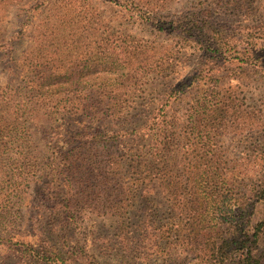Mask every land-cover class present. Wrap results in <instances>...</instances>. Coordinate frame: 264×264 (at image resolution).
I'll return each instance as SVG.
<instances>
[{
  "label": "rangeland",
  "instance_id": "1",
  "mask_svg": "<svg viewBox=\"0 0 264 264\" xmlns=\"http://www.w3.org/2000/svg\"><path fill=\"white\" fill-rule=\"evenodd\" d=\"M43 1L45 3V0H0V33L11 46V54L0 52V86L8 85L14 97L23 99L32 78L24 64L46 63L49 66L46 74L51 76L57 75L54 72L57 67H62L58 69L60 76L83 81L85 72L77 66L84 63L96 66L104 61L100 56L103 51L99 49L101 36L108 41L119 39L122 42L119 48L109 44L104 51L109 58L104 63L116 62L117 54L119 62L123 61L122 55L129 58L128 53H131L128 61L133 70L128 76L129 86L119 93L125 102L122 108H128L137 116L132 118L133 124L129 118V122L111 123L100 129L107 135L123 131L119 143L112 141L113 145L108 143L107 149L101 151L99 144L89 140L77 149L75 140L78 139H73L75 134L93 133V129L77 124L83 119L67 113L69 105L65 99L59 101L57 88H53L52 94L57 99L55 103L50 102L52 95L45 90V104L39 112L42 115L27 120L26 134L22 135L18 124L19 132L8 130L0 136V168L35 166L34 172L25 176L26 181L17 187L21 192L14 193L20 195L19 199L15 195L7 196L14 184L0 175V214L7 213L10 224L2 227L3 222H0V237L6 240L11 237L34 247L45 243L55 245L62 258L67 260L64 264L184 263L185 253L177 252L172 259L168 258L162 252L163 241L153 236L161 225L178 214L167 204L161 182H150L146 188L150 192L143 194L134 209H130L131 174L126 158L134 153V149L148 156L152 153L155 144L152 118L156 109L166 113L163 119L167 123L176 118V122L182 124L175 127L176 133L185 137L187 115L206 88L203 84L190 85L191 77L204 65L214 66L213 61L205 63L199 45L189 43L177 33L141 23L134 12L124 11L113 0H51L50 7L42 8L47 6ZM124 1L119 0V3ZM145 1L162 7L160 15L164 16L191 12L200 5L213 3L211 16L215 22L226 27L240 25L242 29L248 28L249 35H254L257 43L252 51L257 60L239 62L246 54L241 51L244 47L241 43L238 44L239 58L230 59L222 67L227 69V74L224 73L217 83L216 91L223 90L227 107L221 116L214 118L215 124L220 126L218 135L203 141L215 148L227 172L240 182L250 178L254 186L258 181H264V166L257 165L254 160L259 155L264 156V0H258L255 11L243 15L233 13L221 5L220 0ZM56 2L62 5L71 2L70 10L58 13L53 6ZM256 29H259L258 33ZM144 64L147 65L144 67ZM71 66H74L72 73L65 75ZM238 67H243L242 73ZM120 71L122 75L127 74L123 67ZM97 76L92 74L87 78L91 83L96 82ZM142 113L152 115L144 118ZM196 128L189 134L198 139L202 134ZM133 129L138 130V135L131 133ZM142 135H145L144 139H141ZM179 140L185 143V139ZM100 152L104 157L111 155L112 162L117 156L123 157L120 178L107 176L103 179L100 168L96 167L98 159L92 157L87 163L86 158ZM69 156H74L78 164H70ZM1 173L4 172L0 169ZM263 221L264 200L253 206L251 217L252 224ZM139 226L146 231L145 238L139 237L143 231ZM260 243L264 244V233ZM262 258L264 264V255ZM0 264L35 263L25 255H8L7 250L0 247Z\"/></svg>",
  "mask_w": 264,
  "mask_h": 264
},
{
  "label": "trees",
  "instance_id": "2",
  "mask_svg": "<svg viewBox=\"0 0 264 264\" xmlns=\"http://www.w3.org/2000/svg\"><path fill=\"white\" fill-rule=\"evenodd\" d=\"M50 3L51 0H45V3L43 1V4L47 6L42 8L50 7ZM113 3L128 13L134 12L141 23L158 28L160 31L177 33L185 37L189 43L199 45L206 60L205 63L213 61L211 64L214 65L211 68L204 65L191 77L190 85L203 84L206 88L202 97L196 101L195 107L190 108L187 125L184 127L185 137L176 133L179 125L182 126L176 122V118L167 123L163 119L166 113L156 109L152 118L154 130L152 139L155 138L152 153L148 156L147 153L134 149V153L126 158L130 162L128 169L131 174L129 177L132 200L130 209L132 210V207L134 209L135 203L143 198V194L150 192V189L146 190L150 182L160 181L167 204L173 207L175 213L178 211L171 221L161 225L153 234L154 237L163 241L162 252L168 258L172 259L174 254L180 252L186 254L184 263L188 264H262L264 244L260 243V239L264 233V221L252 224L251 217L253 206L264 200V181H258L254 186L250 178L245 179L244 183L240 182L239 178L227 172L225 163L217 157L215 148L204 144L203 141L209 136L218 135L220 126L215 124L214 118L217 115L221 116L223 109L227 107L223 101L225 96L223 90L216 91L219 88L217 83L224 73L227 74V69L222 68L223 65L230 59L239 58L238 44L241 43L244 44L241 51L246 54L244 58L239 59V62H255L257 57L252 49L256 46L257 40L253 39L254 35L248 34V28L242 29L240 25L226 27L215 22L211 16L213 3L200 5L191 12L165 16L160 15L162 7L145 0H125L122 4L119 0H113ZM219 3L230 8L233 13L243 15L255 11L258 0H220ZM53 6L56 7L55 11L60 13L70 10L71 2H65L63 5L56 2ZM89 24L87 21L86 26ZM256 32L258 33L259 29H256ZM13 37L14 35L10 39L12 40ZM101 38L99 49L103 51L100 56L104 61L96 66L92 63L77 66L81 72H85L86 79L83 81L60 76L61 71L58 69L62 67H57L54 70L57 75L51 76L46 74L49 67L46 63L24 64L23 67L32 74V81H29L23 99L14 97L8 85L0 86V136L8 130L19 132L18 124L21 126L22 135H25L27 120L37 119L42 115L39 112L45 104L46 98H43L45 90L52 95L53 88H57L59 101L65 99V103L69 105L67 113L83 119L82 123L77 124H84L85 127L93 129V133L75 134L73 139H78L75 140L77 149L84 147L89 140L99 144L101 151L107 149L108 143L110 146L113 145L112 141L119 143L124 136L121 133L123 131L107 135L101 133L100 129L111 123H124L129 118L133 120L132 124L134 123L132 118L136 114L132 115V111L129 112L128 108H122L124 107L122 103L125 102L119 93L120 90L129 86L128 76L133 70L132 63L128 61L131 53H128L129 58L125 54L122 55L121 63L118 54L116 62L104 63L109 59L104 54L109 44H115L116 48H119L122 42L119 39L108 41L102 36ZM133 49L132 47L131 50ZM4 51L11 54V46L6 42L5 35L0 33V52ZM120 67H123L127 74L122 75ZM73 69L74 66H71L65 71V75L71 74ZM241 69L243 70V67H238L240 73H242ZM92 74H98V76L94 79L96 82L90 83L88 78ZM112 76L115 78H111ZM72 92L75 94L70 95ZM49 100L55 103L57 99L52 95ZM15 103L16 113L12 111ZM62 108L67 107H58V109ZM142 115L144 118H149L152 113L148 115L142 113ZM195 127H197L195 130L202 134L198 139L192 138L189 134ZM262 132L264 134V129ZM131 133L138 135V130L133 129ZM144 137L145 135H142L141 139ZM179 138L185 139V143ZM262 150L264 151V145ZM102 153L92 154L88 158L85 155L87 163L92 157L98 159L95 161L96 167L100 168L103 179L107 176L120 178L123 157L117 156V160L112 162L111 155L104 157ZM69 157L70 164H78L74 156ZM254 160L257 165L264 166L263 155L261 157L259 155ZM17 167L14 165L8 169L0 168L4 172L0 175L9 178L14 184L7 196L10 198L15 195V198L19 199L20 195L17 196L14 193L21 192L18 188L26 181L25 176L34 172L35 166ZM147 179L150 180L145 186ZM6 215L7 213L0 214L2 227L10 225ZM139 227L143 230L141 226ZM145 235L146 231L143 230L139 237L145 238ZM0 247L6 249L8 255H25L35 264H64L67 261L62 258L55 245L47 243L34 247L23 244L19 240L14 241L11 237L7 240L0 237Z\"/></svg>",
  "mask_w": 264,
  "mask_h": 264
}]
</instances>
